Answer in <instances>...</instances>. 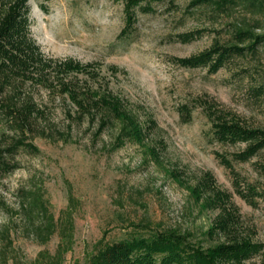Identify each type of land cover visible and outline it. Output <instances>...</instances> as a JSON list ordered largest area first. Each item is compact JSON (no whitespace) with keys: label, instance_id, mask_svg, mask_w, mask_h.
<instances>
[{"label":"rangeland","instance_id":"1","mask_svg":"<svg viewBox=\"0 0 264 264\" xmlns=\"http://www.w3.org/2000/svg\"><path fill=\"white\" fill-rule=\"evenodd\" d=\"M125 1L30 0L32 31L46 53L102 63L113 90L142 120L152 116L156 122L145 143L128 140L113 148V134L96 137L94 127L87 128L86 123L67 132L63 112L59 105L54 107L56 129L51 138L35 136L40 151L21 148L14 156L18 166L0 177V225L12 227L29 262L42 249L55 252L60 236L57 232L42 244L27 232L19 212L23 190L42 186L56 216L67 207L73 210L74 244L63 262L73 264L103 234L109 240L130 235L133 222L206 227L214 213L202 210L188 187L203 170H211L218 183L233 192L234 201L264 240V196L252 205L237 194L231 169L216 154L232 157L247 143L216 140L199 105L203 99L217 101L249 124L264 127V42L253 52L231 57L216 72L175 60L216 39L228 41L234 25L246 19L260 23L257 30L264 31V14H250L239 6L219 14L212 6H192V0H151L154 10L138 9L133 30L120 36L126 24ZM199 29L202 33L196 38L180 40L179 33ZM184 103L193 107L190 121L180 113ZM148 143L155 146L156 155ZM263 163L264 148L248 160L233 159L241 182H252L261 190Z\"/></svg>","mask_w":264,"mask_h":264},{"label":"trees","instance_id":"2","mask_svg":"<svg viewBox=\"0 0 264 264\" xmlns=\"http://www.w3.org/2000/svg\"><path fill=\"white\" fill-rule=\"evenodd\" d=\"M191 5L212 6L219 14L237 6L250 14H264V0H192ZM124 8L126 24L120 36L133 30L138 9L154 10L151 0H126ZM32 21L30 0H0V177L18 166L14 156L21 148L40 151L35 136L51 138L56 129L52 119L56 105L63 112L67 132L86 123L87 128L94 127L96 137L104 132L113 134V148L128 140L145 143L155 119L149 116L142 120L128 100L113 90L102 63L46 53L33 34ZM257 28H261L260 23L246 19L234 25L228 41L216 39L209 47L175 60L183 66H207L216 72L231 57L253 52L264 42V31ZM201 33L200 29L184 31L179 38L189 41ZM109 67L118 68L115 64ZM199 105L212 123L216 140L247 143L244 149L232 152V157L219 151L216 154L231 169L235 192L256 205L264 190L252 182L243 184L233 159L248 160L264 148V127L249 124L217 101L203 99ZM192 112L189 104L181 105L184 121L192 119ZM62 139L67 141L68 137ZM148 148L156 155L154 145ZM188 187L202 210L214 213L206 227L197 230L133 222L130 235L109 240L103 234L85 257L73 264H264V240L258 237L256 224L234 201L233 192L218 183L211 170H203ZM70 200L73 202L71 195ZM20 201L19 212L27 232L42 244L58 232L60 242L55 252L42 249L29 262L20 252L12 227L0 225V264H63L74 244L73 210L67 207L56 216L42 186L23 190Z\"/></svg>","mask_w":264,"mask_h":264}]
</instances>
